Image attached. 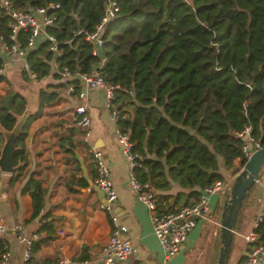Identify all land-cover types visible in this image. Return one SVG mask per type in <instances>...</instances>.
<instances>
[{
	"label": "trees",
	"instance_id": "16d2710c",
	"mask_svg": "<svg viewBox=\"0 0 264 264\" xmlns=\"http://www.w3.org/2000/svg\"><path fill=\"white\" fill-rule=\"evenodd\" d=\"M9 1L22 10L58 4L44 32L54 36L59 53L49 51L42 38L25 50L30 69L38 79L47 75L59 79L55 71L50 72L51 63L56 69L65 66L72 76L95 70L106 83L117 85L113 104L122 116L117 125L128 130L133 149L146 156L135 174L153 190L167 189L169 181L188 190L177 192L174 203L184 196L180 205L190 204L202 187L223 179L217 159L224 169H231L242 142L236 133L244 125L264 145V0H114L116 11L99 35L105 61L102 70L85 36L98 24L105 0ZM10 22L0 5V38L4 40ZM26 37L27 32L17 31L18 41L24 43ZM69 83L77 85L75 76L58 85ZM55 86L47 84L38 90L37 109L27 116L15 139L13 165L25 160L29 122L57 100ZM24 105L16 91L0 96V129L10 130ZM22 191L30 196L31 217H36L43 204L38 181L29 177ZM43 227L42 221L38 230ZM252 231L264 244V208ZM35 241H31V253ZM4 248L0 238V253Z\"/></svg>",
	"mask_w": 264,
	"mask_h": 264
},
{
	"label": "crops",
	"instance_id": "0c3cea01",
	"mask_svg": "<svg viewBox=\"0 0 264 264\" xmlns=\"http://www.w3.org/2000/svg\"><path fill=\"white\" fill-rule=\"evenodd\" d=\"M42 38L43 36L36 37L34 44L42 41ZM0 57L2 64L4 63L0 96L8 91H16L24 98V110L16 116V120L36 111L40 88L47 84L56 85L52 88L57 93V100L44 106L42 113L27 126L23 147L25 160L17 164L18 169L14 173L5 174L1 178L0 214L5 226L1 240L9 252L7 264H23L24 245L18 242L13 233V226L16 224L21 226L27 237H36L33 239L36 241L33 244L32 258L37 262L47 263L63 259L64 264H96L102 256V245L109 232V222L107 215L97 207L102 196L91 182L93 167L89 153L80 140V130L74 122L73 108L77 104L84 105L90 119L89 143L102 153L108 168L109 179L116 195L112 211L125 227L122 235L135 247L132 255L116 264H186V256L205 232L211 234L210 242L216 238L218 229L211 231L208 224L199 221L176 254L162 262V251L152 234L146 208L135 200L128 188V167L121 158L114 137L115 123L110 117L111 107H117V104L107 106L101 87L87 90L84 98L80 99L74 94H67L65 85H58L65 83V80L54 79L51 75L31 79L22 71V58L17 59L14 64H5L6 56L1 47ZM50 65V72L55 71L54 64ZM99 65L100 63L97 67ZM24 123L25 120L23 125ZM217 164L222 178L232 181L237 172L231 174L230 171L238 166L237 158L232 160L229 170L223 168L220 159H217ZM12 176L13 179L9 180ZM29 177L38 181L43 193V204L36 217H31L30 196L27 191H22ZM252 188L254 192L250 193ZM263 188L264 176L260 173L248 191L239 214L244 216V222L248 224L250 219L242 212L244 207L248 213L252 211L249 215L253 220L252 228L256 213L264 208ZM154 192L156 197L165 195L166 198L157 197L161 206H179L185 198L180 196L178 202L174 203L175 194H186L188 190L169 181L167 189ZM224 200V196H211L209 206L216 210ZM191 201L192 198L187 199V203ZM216 216L219 220L217 213ZM40 217L44 227L38 230V223L42 222L39 221ZM241 221L242 218L238 217L232 237L237 233ZM246 233L241 235L242 241ZM242 253L243 247L236 262Z\"/></svg>",
	"mask_w": 264,
	"mask_h": 264
},
{
	"label": "built area",
	"instance_id": "2783aa9c",
	"mask_svg": "<svg viewBox=\"0 0 264 264\" xmlns=\"http://www.w3.org/2000/svg\"><path fill=\"white\" fill-rule=\"evenodd\" d=\"M0 5L11 19L7 39L0 38V47L6 56L5 64H14L17 59L22 58V71L29 78L36 79V74L30 69L29 64L24 58L25 50L34 46L36 37L43 36L47 42V49L56 55L59 53L54 36L44 32V27L52 24L54 16L51 11L58 8V4L45 3L31 10L14 8L9 0H0ZM115 11L116 6L114 0H105L103 15L100 17L94 31L87 34L85 39L93 45L100 46L102 41L99 35L102 27L112 17ZM19 30L27 32L24 43L16 39V33ZM92 53L95 54L94 47ZM3 65L4 63L0 67V76L3 72ZM55 72L58 74L60 80L72 79L75 76L77 85L72 83L66 84L65 92L67 94H74L81 99L84 98L87 90L101 87L105 94L107 106H112L114 99L113 90L118 88V86L106 83L99 72L94 70L89 73H76L72 76L65 66L56 69ZM128 94L131 95V92L128 91ZM73 116L74 122L80 130V140L89 153V159L93 167L91 182L102 193L103 202H98L97 207L107 215L109 222V232L102 245V256L96 264H116V262L125 261L132 255L135 247L127 237L122 235L125 227L118 221L112 211L116 195L109 179L108 168L104 162L102 153L89 143L90 119L84 105L77 104L73 108ZM110 117L115 123L114 137L119 147L121 158L128 167L127 183L129 191L135 200L146 208L152 234L162 251V262H166L176 254L180 245L185 242L187 235L195 227L197 222H204L209 225V230L216 231L219 228V220L214 210L209 206V198L211 196L226 197L231 180L215 179L209 185L202 187L196 199L190 204L171 206L170 208L162 207L150 184L146 181H140L135 174V170L141 168L146 156L133 149V142L130 140L128 130L121 129L117 125V121L122 116L116 106L111 107ZM236 136L242 140L239 148V156L236 157L239 163L238 166H240L241 161L245 162L248 160L252 153L260 149L263 145L250 134V127L248 125H244L236 133ZM260 172L264 176V162L260 167ZM3 175L5 173L0 171V194L1 178ZM262 194H264V188ZM262 209L256 213L253 227L261 220ZM40 225L41 222L38 223L39 227ZM4 230L5 226L0 214V238L3 236ZM13 233L18 242L24 245L22 251L23 264H64L65 260L63 259H57L47 263H40L33 260L31 241L36 237H27L19 224L13 226ZM243 241V253L236 264H264V244L257 241V236L252 229L243 235ZM8 257L9 252L5 247L3 252L0 253V264H7Z\"/></svg>",
	"mask_w": 264,
	"mask_h": 264
},
{
	"label": "water",
	"instance_id": "95a60500",
	"mask_svg": "<svg viewBox=\"0 0 264 264\" xmlns=\"http://www.w3.org/2000/svg\"><path fill=\"white\" fill-rule=\"evenodd\" d=\"M95 54L101 60L99 70H102L105 61L101 52L100 46L93 45ZM25 117L17 119L10 130H0L3 141L0 146V171L5 174L14 173L17 165L12 163V155L15 151V139L21 131ZM264 162V145L255 150L248 160L244 162L241 170L234 176L231 181L230 188L225 200L221 204L219 214V249L216 259V264H227V256L232 240V233L235 226L236 215L240 206L241 200L245 193L251 188L258 178V170ZM212 173V172H209ZM97 188V187H96ZM98 189V188H97ZM100 191V190H99ZM101 192V191H100ZM102 196V193H101ZM103 202V197L101 199Z\"/></svg>",
	"mask_w": 264,
	"mask_h": 264
},
{
	"label": "rangeland",
	"instance_id": "374dc122",
	"mask_svg": "<svg viewBox=\"0 0 264 264\" xmlns=\"http://www.w3.org/2000/svg\"><path fill=\"white\" fill-rule=\"evenodd\" d=\"M14 87V84L12 85ZM238 168L237 173L241 170L242 166H237ZM260 169L258 170V175L260 176ZM231 184V183H230ZM254 192V188L251 189L250 193ZM246 208L244 207L242 214H245L247 216L246 218L249 220L248 224L244 222V216L239 215V219L242 218L241 224L238 227V231L236 234L233 235L231 243H230V248L228 251V256H227V264H234L236 260L238 259L239 255L241 254V250L243 247V241L241 238V235L243 233H246L248 230L252 228V218H249V215L252 213H248V210H245ZM254 209V207H253ZM214 210V209H213ZM221 211V207L218 206L216 210H214L215 213L219 216ZM208 232H205L203 234L202 239L196 243L191 250L189 251L188 255L186 256V264H210L212 261L215 262L216 264V259L215 255L217 253L218 255V249L220 246L219 243V235L214 238L212 242H210V237H209ZM210 246H211V251H210ZM218 247V249H217ZM209 248V249H208ZM217 250V251H216Z\"/></svg>",
	"mask_w": 264,
	"mask_h": 264
}]
</instances>
